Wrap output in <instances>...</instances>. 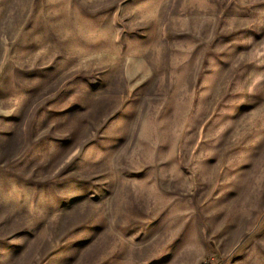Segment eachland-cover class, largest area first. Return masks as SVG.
I'll list each match as a JSON object with an SVG mask.
<instances>
[{
  "label": "rangeland",
  "instance_id": "374dc122",
  "mask_svg": "<svg viewBox=\"0 0 264 264\" xmlns=\"http://www.w3.org/2000/svg\"><path fill=\"white\" fill-rule=\"evenodd\" d=\"M0 264H264V0H0Z\"/></svg>",
  "mask_w": 264,
  "mask_h": 264
}]
</instances>
